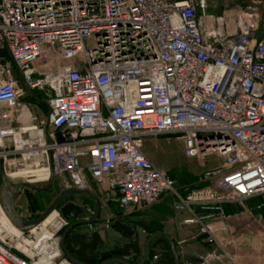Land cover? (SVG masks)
I'll list each match as a JSON object with an SVG mask.
<instances>
[{"label": "built area", "instance_id": "1", "mask_svg": "<svg viewBox=\"0 0 264 264\" xmlns=\"http://www.w3.org/2000/svg\"><path fill=\"white\" fill-rule=\"evenodd\" d=\"M258 19L251 6L208 13L206 0H0L4 171L27 182L53 175L80 190L91 178L124 213L171 195L173 209L186 214L181 223L217 247L184 264H238L236 233L218 232L226 230V206L264 198ZM25 86L41 93L43 116ZM159 136L180 139L187 158L220 163L180 190L144 151ZM262 207L264 199L255 208ZM52 212L43 228L56 255L43 258L12 224L22 249L0 235V264H72L59 247L67 221Z\"/></svg>", "mask_w": 264, "mask_h": 264}, {"label": "rangeland", "instance_id": "2", "mask_svg": "<svg viewBox=\"0 0 264 264\" xmlns=\"http://www.w3.org/2000/svg\"><path fill=\"white\" fill-rule=\"evenodd\" d=\"M207 4V12L208 13H213L215 15H219L220 12L224 8L228 7H240L239 5H247L251 6L254 8L259 16V22H260V27L261 25H264V0H206ZM247 7V6H246ZM264 28H262V31ZM38 105V109H35L33 112H35L38 116H43L46 112V106L43 105ZM144 151L146 155L150 158V160L160 169L165 170L168 174L171 173L174 175V178L178 182H184V184L188 185H196L198 183V179L201 176L202 172L211 166L218 165L220 161L216 158V156H206L202 160H198L196 158H187L184 156L182 152V142L180 139H176L174 136H159V138H149L146 140L144 144ZM6 174V172H5ZM8 182L10 185L14 184L17 185L22 182L30 183L33 185L37 186H43L47 182H27L26 180H23L21 178H13L8 177ZM55 183H58V185H63L65 183V188L68 187L69 181L66 179H61V178H54ZM198 185V184H197ZM89 189L97 196L100 204L101 210H103L104 215L106 214L108 216V220H111L114 218L118 212L123 214L124 216L130 215L133 216L132 214L137 215V218L140 219V226L141 229H146L148 232H151L153 229L157 227H162V228H171L172 223L176 225V223L180 222V219H176L175 217V212L172 211L171 206H170V200L167 199H160L144 209L136 212H131V213H124L118 204L113 200L112 196L107 194L104 189L100 188L94 180L89 178L88 182ZM31 190V189H30ZM58 191L56 189L53 191L52 195H55V193ZM39 194H29L28 196H24L23 194L15 200V204L17 206L18 212L27 219H35L40 216V214L43 212L44 208L49 204L51 201L52 197L49 195L48 199H45L43 196V199H39ZM263 197H255L249 200H246L243 202V205H230L231 209L228 210L227 207L225 208V212L227 215V218L224 220V224L226 227V230H219L221 231L220 237H225L228 235L229 227L227 226H234L236 223H233L235 221L239 222V225L242 223L244 225H247L248 222H251L254 220V218H259L261 216V224H264V207L261 209H256L257 203H259ZM0 205L4 211L3 203H2V198H1V181H0ZM118 209V211H117ZM57 210L58 209H54ZM5 213V211H4ZM229 213L230 215H228ZM6 214V213H5ZM7 216V215H6ZM253 216V217H251ZM101 221L102 219L99 218ZM154 223H150L151 221ZM99 221V223H100ZM136 222V221H135ZM233 223V224H232ZM257 224V222H254ZM137 224V223H136ZM139 226V225H138ZM33 226L31 227H26L22 228L23 229V238L25 240H29L31 242H36L37 241V233L39 232L38 229H36L35 232H30V229H32ZM101 229H105L103 226V223L101 222ZM45 229L51 231L49 227H45ZM140 229V227H138ZM106 230V229H105ZM236 229L234 226V231ZM244 231L246 230V227L244 226ZM198 228L193 227V232L197 233ZM107 235L110 233L108 231ZM217 232V231H216ZM218 232V233H219ZM231 234V233H230ZM1 235L8 237L12 241V246L22 249L20 246L18 247V243L22 244V241L19 239L16 240V237H13L9 232H7L6 229L2 230ZM198 238H202V236H199ZM204 247H202L198 252L195 253L192 256L188 258H184L182 261V264L185 263V260H196L198 259V256L203 254L207 250L215 249L217 248L216 245H210L207 244L205 241H203ZM21 245V246H22ZM164 240H161V242H158L155 244V246L152 247L153 254L157 255L156 259H153L150 257L148 262L146 264H172L168 263L164 255ZM178 249V246H177ZM180 250V247H179ZM178 250L179 254L180 251ZM167 262V263H166ZM216 264V263H214Z\"/></svg>", "mask_w": 264, "mask_h": 264}, {"label": "water", "instance_id": "3", "mask_svg": "<svg viewBox=\"0 0 264 264\" xmlns=\"http://www.w3.org/2000/svg\"><path fill=\"white\" fill-rule=\"evenodd\" d=\"M26 89L34 100H38L27 87ZM53 180L54 176L51 175L47 185L44 187L22 182L18 186V190L13 192L10 189L8 178L0 163L2 203L4 211L13 225L19 228L35 226L43 221L54 209H58L62 218L70 222L69 226L59 236V239L61 238L63 256L72 264H145L147 249L154 244L155 239H165L172 253L174 264H181L174 239L166 231L162 230L155 231L146 238L142 249V259L138 263H133L132 260L137 258L141 249L136 241L134 229L119 219H113L110 227L116 232L131 236L134 239L124 245H115L113 248L104 251L105 242L101 236V232L97 228L92 227V225L100 221L101 208L97 196L90 189L80 190L74 187H67L60 191L58 196L54 198L39 217L35 219L24 218L15 206V198L20 194L21 188L26 186L33 190H47L51 187ZM25 192H27V189ZM73 195L77 202L69 200L58 206L59 201L63 197ZM86 197H89L93 201V211H91L90 206L88 208V205L80 204ZM88 212L91 215L89 218H86L85 215ZM81 225H88L89 231L79 230V226Z\"/></svg>", "mask_w": 264, "mask_h": 264}, {"label": "crops", "instance_id": "4", "mask_svg": "<svg viewBox=\"0 0 264 264\" xmlns=\"http://www.w3.org/2000/svg\"><path fill=\"white\" fill-rule=\"evenodd\" d=\"M63 187H65V183H63ZM164 198L170 200V206H171L170 209H172V211L175 212V217L176 219H178V221L180 219V222L176 223V225L172 223L171 228L169 227L166 229L163 228L162 231H166L174 239L176 247L178 246L177 250H179L180 247L179 258H180V263L182 264V261L185 257L188 258L193 254L195 253L197 254L200 252L199 250L202 247H204L203 239L198 238L199 236H197L196 232H193V227L195 226L181 223V220L186 216V214L177 212L173 209L172 196L164 195L162 199ZM226 207L228 210L231 209V206H226ZM227 214L230 215L229 213ZM132 215H133L132 217L136 219L135 223L140 225L139 224L140 219L137 218L136 213ZM99 218L102 219L100 223L98 222L92 225V227L97 228L101 232L102 238H105L107 236L106 231H108V224L110 220H108V216L106 214L104 215L103 210H101ZM259 220H261V216H259V218H254V220L248 222L247 225H244L242 223L239 225L238 221L233 222L236 223V225H234L235 228L239 230L235 231L236 235L230 242L233 244L232 246L236 250L235 255L238 264H264V231H263V225ZM101 222L103 223V226L106 230L100 228ZM254 222H257V224ZM234 226L232 225L227 226L229 227V229H227L229 230L228 232L231 233V231H234ZM244 226L246 227L245 231L243 230ZM149 233H153V232H149ZM230 233H228V235ZM218 235L219 236L221 235V231L218 233ZM227 236L225 237L227 238ZM156 241L161 242V240L155 239L154 246L156 244ZM109 242L110 241L108 240V244Z\"/></svg>", "mask_w": 264, "mask_h": 264}, {"label": "flooded vegetation", "instance_id": "5", "mask_svg": "<svg viewBox=\"0 0 264 264\" xmlns=\"http://www.w3.org/2000/svg\"><path fill=\"white\" fill-rule=\"evenodd\" d=\"M21 183H19V184H17V185H14V184H12V185H10L9 184V186H10V189H11V191H13V192H16L17 190H18V186L20 185ZM47 185V183L45 184V185H43V186H39V187H44V186H46ZM27 189V192H25V190ZM56 189H58V191L55 193V195H52V193H53V191H55ZM63 189H65V187H63V185H58V183H55V181L53 180V182H52V185H51V187L49 188V189H47V190H44V189H41V190H33V189H31L30 190V188H28V187H26V186H24V187H22L21 188V192H20V194L15 198V200L17 199V198H19L22 194L24 195V196H28L29 194L31 195V194H39V199H43V196H44V198L45 199H48V197H49V195L52 197V199H51V201L49 202V204L54 200V198L55 197H57L58 196V194L60 193V191L61 190H63ZM69 200H71V201H74V202H77L76 200H75V196L73 195V196H68V197H63L60 201H59V203H58V206H60V205H62L63 203H65L66 201H69ZM99 201V200H98ZM16 203V202H15ZM48 204V205H49ZM80 204H85V205H88V208H89V206H90V208H91V211H93V201L89 198V197H86L85 199H84V201L83 202H81ZM47 205V206H48ZM100 205V204H99ZM15 206H16V204H15ZM46 206V207H47ZM16 208H17V206H16ZM46 208H44V210H45ZM18 210V209H17ZM43 210V211H44ZM117 211H118V209H117ZM100 213H101V210H100ZM90 215L91 214H89V212L85 215V217L86 218H89L90 217ZM113 219H119L121 222H123V223H126L127 225H129V226H131V228H133L134 229V231H135V234H136V241H137V243H138V245H139V247H140V252H139V254L137 255V258L135 259V260H132V262L133 263H138L141 259H142V257H143V251H142V249H143V246H144V243H145V240H146V238L151 234V233H149L146 229H141V226L139 225L138 226V224H136L135 223V221H136V219H134L132 216H128V215H126V216H124L123 214H121L120 212H118L117 213V215L114 217V218H112L110 221H109V224H108V231L110 232L106 237H107V239H106V237L105 238H103V240H104V242H105V245H104V247H103V250L105 251V250H108V249H111V248H113V246H115V245H124V244H126V243H128V242H130V241H132L134 238L133 237H131V236H126V235H123L122 233H119V232H116L113 228H111L110 227V224H111V222L113 221ZM69 224H70V222H67V224L60 230V232H59V236H61V234H62V232L69 226ZM80 227V229L79 230H83V231H89L88 230V225H81V226H79ZM138 227H140V229H138ZM108 240L110 241L109 242V244H108ZM154 246V244L153 245H151V246H149L148 247V249H147V253H146V258H145V264L148 262V260L150 259V255H151V249H152V247ZM59 247H60V250H61V252H62V248H61V238L59 239ZM62 256H63V252H62ZM64 257V256H63ZM65 258V257H64Z\"/></svg>", "mask_w": 264, "mask_h": 264}, {"label": "bare ground", "instance_id": "6", "mask_svg": "<svg viewBox=\"0 0 264 264\" xmlns=\"http://www.w3.org/2000/svg\"><path fill=\"white\" fill-rule=\"evenodd\" d=\"M35 176H37L38 178L41 177L39 171L33 173ZM12 176L16 175V174H11ZM28 177V176H25ZM28 181V180H27ZM29 181L31 182H36L37 179H30ZM55 212H51L44 220L43 222L40 224V227H42V229H40V231L37 233V238L38 240L35 242V244L37 243V245L41 246L40 247V252L42 253L43 258H47V256H54L56 255L57 251L54 245V240L51 238V234L47 233L43 226H45L47 223H50L52 220H54L55 218ZM6 229L7 232H9L13 237L17 238L20 237L19 234V229L15 228L12 223L10 222V220L8 219V217L6 216V214L4 213L1 205H0V235L2 230ZM32 231H35L36 228H32ZM45 238V239H44ZM51 238V239H50ZM49 239V240H48ZM45 240H47L45 242ZM26 243L31 244V242L26 240ZM19 245V244H18ZM47 254H45V252H47ZM52 253V254H51Z\"/></svg>", "mask_w": 264, "mask_h": 264}, {"label": "trees", "instance_id": "7", "mask_svg": "<svg viewBox=\"0 0 264 264\" xmlns=\"http://www.w3.org/2000/svg\"><path fill=\"white\" fill-rule=\"evenodd\" d=\"M169 1H176V0H169ZM241 8H245L246 6H248V4L247 5H244V4H242V5H239ZM225 9V8H224ZM262 28H264V25L262 26L261 25V27H260V22H259V20H258V29H257V31H258V33L259 34H264V30L262 31ZM35 95H36V97H38L40 100H38V101H36V100H34L32 97H30L29 96V100L30 101H34V102H36L37 104H39V105H43L44 103L42 102V95H41V93H37V92H35L34 93ZM45 105V104H44ZM169 175L173 178V179H175L174 178V175H172L171 173H169ZM175 181H176V179H175ZM190 187V186H197V184L196 185H190V184H188V185H186V184H184V182H178V181H176V187L177 188H179L180 190H182L183 188H185V187ZM172 203H173V198H172ZM151 221V220H150ZM150 223H154L153 221H151ZM163 228L162 227H157V228H155V229H153L151 232H154V231H156V230H162ZM159 241H156V243H158ZM164 251H163V253H164V255H162L163 257H165V259H168L167 260V262L168 263H172V264H174V260H173V256H172V253H171V251H170V249H169V246H168V243L166 242V240L164 239ZM152 254H153V252H151V255H150V257L152 256ZM166 262V263H167Z\"/></svg>", "mask_w": 264, "mask_h": 264}]
</instances>
